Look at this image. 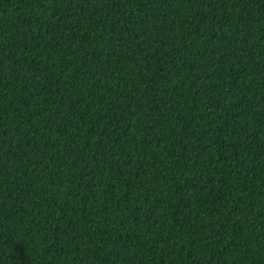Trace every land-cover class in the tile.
Wrapping results in <instances>:
<instances>
[{
  "label": "trees",
  "instance_id": "trees-1",
  "mask_svg": "<svg viewBox=\"0 0 264 264\" xmlns=\"http://www.w3.org/2000/svg\"><path fill=\"white\" fill-rule=\"evenodd\" d=\"M0 264H264V0H0Z\"/></svg>",
  "mask_w": 264,
  "mask_h": 264
}]
</instances>
